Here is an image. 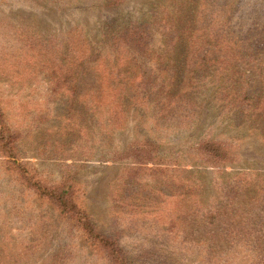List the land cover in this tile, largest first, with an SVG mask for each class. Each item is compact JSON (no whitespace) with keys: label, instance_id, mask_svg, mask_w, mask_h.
<instances>
[{"label":"rangeland","instance_id":"obj_1","mask_svg":"<svg viewBox=\"0 0 264 264\" xmlns=\"http://www.w3.org/2000/svg\"><path fill=\"white\" fill-rule=\"evenodd\" d=\"M157 1L95 9L97 0H0V264H118L113 250L135 264H264L241 224L250 196L235 200L232 191L236 172L264 174V140L246 120L226 114L221 99L235 98L222 70L206 68V78L188 88L195 69L188 66L180 84L164 89L200 106L199 122L188 132L175 120L157 128L146 105L137 106L136 80L112 79L102 64V77L76 67L82 27L98 35L105 25L141 19ZM191 1L200 31L194 51L201 49L189 56L193 62L205 54L234 55L231 46L207 41L215 25L205 22L234 35L264 21V0ZM165 66L156 60L146 67L170 75ZM249 70L245 91L257 99L262 82L253 65ZM229 138L237 140L228 142L235 162L214 168L198 161L201 141ZM175 153L183 156L181 167L173 165ZM183 170L201 172L197 203L173 195V181L187 176ZM257 183L264 187V178ZM55 187L68 190L80 214L66 215L40 197ZM219 201L221 216L204 220L207 211L200 214L197 204ZM182 243L195 247L179 252Z\"/></svg>","mask_w":264,"mask_h":264},{"label":"trees","instance_id":"obj_2","mask_svg":"<svg viewBox=\"0 0 264 264\" xmlns=\"http://www.w3.org/2000/svg\"><path fill=\"white\" fill-rule=\"evenodd\" d=\"M124 1L97 0L98 3L93 8L118 7ZM192 11L193 3L191 0H160L151 3L141 19L105 25L98 35L91 36L86 28L82 27L80 41L83 51L79 54L76 67L80 72L81 70L83 73L93 71L97 77L100 75L102 77L104 71L99 69V65L102 64L112 79L136 80L134 98L140 100L137 106L143 109V104L146 105L147 114L152 115L157 128H164V121L175 120L180 125L185 124L188 132H192L191 130L199 122L200 106L193 97L181 92L175 93L173 90L165 93L164 89L173 88L180 84L188 66L195 68L190 72L188 88L206 78L205 73L207 71H204L206 68L222 70V78L233 83V92L230 95L235 98L232 102L228 101L229 93H226L221 99L226 114L234 115L239 120H246V126L259 132L264 140V21H254L247 33L234 35L226 32L223 28L216 30L220 26L217 22H205L209 28L212 24L215 25V28L211 29L212 32L207 35L209 36L207 41L219 42L221 48L222 46H231L234 55L231 57L225 55L212 57L210 54H205L199 62H193L195 56L192 60L189 56L196 55L201 49L194 51L200 31L196 28V19ZM170 52L177 53L178 57L165 56ZM156 55L157 58H155ZM156 60L158 64L170 66L171 72L167 73L170 75L164 76L158 73L156 67H153L155 70L146 67L150 61ZM240 62L247 63V67L241 69L237 65ZM250 65H253L255 76L262 82L261 90L257 93V99L252 98L245 91V86L248 87L251 81ZM166 66L165 68H167ZM160 78L165 79L159 82ZM167 83L168 85L165 87ZM159 84H163L164 88H159ZM159 95L163 97H161L162 100L159 99ZM120 106L124 108L125 103L122 102ZM229 141L235 142L237 140L229 138L227 142L222 140L220 142L216 139L209 141L204 139L198 144V161L204 166L214 168H225L232 164L236 159L235 146L229 145ZM175 154L172 156L173 165L181 167L183 156ZM147 160L152 159L150 157L141 158L135 163L142 164L141 161ZM183 173L187 174L183 181H178V179L173 181V195L187 196L195 199L197 203V199L203 190V182L197 177L201 172L183 170ZM251 173L238 171L233 174L239 178L234 182L236 189H232V191H235V200L245 195L250 196V202L248 201V205L245 203L246 209L241 213V224L252 239L251 248L254 254L258 258H264V187L257 183L258 179L264 178V174H256L254 179ZM37 190L42 191V188L37 187ZM156 190L154 188V191ZM156 192L162 191L157 190ZM43 196L58 205L66 215L80 214L74 198L68 193V190L55 187L47 193L40 194V197ZM196 207H201L197 210L200 214L203 213L199 211L200 209L207 211L205 214L208 215H202L205 217L204 220H214V218L221 216V201L211 207L199 204ZM87 225L89 224L87 223ZM181 246L186 247L180 248L179 252L185 249L190 251L192 247H195L193 243H182L179 247ZM111 253L118 264H135L131 261L119 260L120 257L115 255V250ZM121 259L124 258L121 257Z\"/></svg>","mask_w":264,"mask_h":264}]
</instances>
